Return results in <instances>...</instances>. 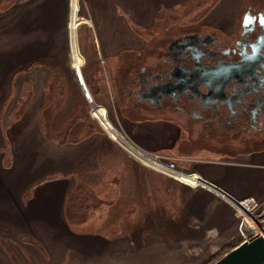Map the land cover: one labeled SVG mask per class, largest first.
<instances>
[{
  "label": "rangeland",
  "instance_id": "374dc122",
  "mask_svg": "<svg viewBox=\"0 0 264 264\" xmlns=\"http://www.w3.org/2000/svg\"><path fill=\"white\" fill-rule=\"evenodd\" d=\"M76 1L71 0V8L69 0L66 1V28L63 35L56 20L43 25V31L40 25L34 23H6L12 20L10 16L21 13L25 16L29 7L24 5L25 0H0V77L5 72L8 76L12 75L11 85L4 91L6 99L0 110V184L6 182L5 177L10 180L6 188L3 189L0 185V218L6 216L8 211L19 207L44 215L48 213L46 210L54 208L61 213L64 212L63 218L66 223L67 219L72 223L74 219L80 220L85 217L81 223L89 230L98 231L103 225L106 227V230L102 231L105 236L114 237L118 234L133 239L132 235H138L134 240L140 243L148 242L150 234L145 239L139 237L142 227L158 233L163 229L164 217L173 215L175 208L178 209L179 196L192 197L201 191L189 188L177 178L172 180L170 178L174 177L139 162L131 151L135 149L132 147L131 150L125 149L104 129L99 114L93 110V105L103 106L107 119L114 127H118L114 101L120 97L118 90L120 78L125 80L123 73L132 69V55L127 50L115 48L112 41L114 35L109 33L108 25L109 23L111 26L112 22L109 18L104 21L99 14L94 17L90 12L91 3L88 0H78L82 5V11L78 12L77 17ZM141 1L151 2L150 14L157 16L158 22L163 21L164 26L175 29L180 23L190 26L205 21L211 14L229 13L237 7L240 0ZM217 1L219 6L211 13ZM107 2L109 3V0ZM9 6L13 9H8ZM105 6L108 10L109 4L105 3ZM120 8L112 7L118 16L130 18L125 9ZM78 18L82 23L78 24ZM76 27L79 28L76 30ZM18 29L21 34L15 33ZM139 31L143 32L144 29L140 28ZM8 33H11V36ZM50 46L54 49L57 46V55L50 54L53 52L49 50ZM41 47L44 49L39 50ZM72 48L78 53L76 63L79 67L78 72L74 68ZM41 52L42 55L39 54ZM4 64L7 71L1 68ZM19 66L21 70L24 69L20 73L16 70ZM21 100L26 102L30 113L35 112L38 102L41 101V112L39 111L37 115L43 130H40L44 139L41 142L45 148L50 149L49 145L54 148L76 145L78 151L67 163L64 162L68 166L57 169L60 163L50 167L51 161L40 163V160H37V151H34L35 141L31 136L34 121L31 119L28 121V131L23 139L18 138L22 131H17L16 136L10 138L9 129L13 127L10 122L21 123V117L25 112V109L20 110ZM51 117H54L52 123ZM126 118L132 117L127 115ZM120 127L122 129L119 130L128 142L138 148L134 141L136 137L125 131L123 125ZM111 131L125 143L117 131L112 128ZM125 144L129 147L127 143ZM196 150H205L200 152L207 155L225 153L205 149L204 146H198V143L195 145L184 134L178 138L175 147H165L156 151L167 157L170 166L178 171L185 167L184 156H191ZM249 150L257 149H247ZM71 156L72 154L64 158ZM169 171L172 175L184 179L177 171L172 169ZM186 175L196 177L194 174ZM58 179H67V184L60 186L59 190L64 199L59 195L52 194L54 197L48 195L58 191L57 186L53 184ZM82 179L90 185V188L84 191ZM125 182L127 183L124 184ZM66 189L69 191L64 194ZM169 191L171 194L167 193ZM80 192L90 199L87 202L88 210L73 216L66 201L73 193ZM77 201L81 202L78 199L75 202ZM129 208L133 211L129 212ZM98 213L100 219L105 221L103 224L101 220L98 221ZM14 214L10 218L15 217ZM178 215L179 213H176V216ZM6 228L0 224V247L3 252L8 253L6 239L14 238L11 233L6 235L1 233ZM21 242L30 243L27 237H23ZM14 244L19 245V241ZM20 251L28 262H32V257L29 258L24 249L20 248Z\"/></svg>",
  "mask_w": 264,
  "mask_h": 264
},
{
  "label": "crops",
  "instance_id": "0c3cea01",
  "mask_svg": "<svg viewBox=\"0 0 264 264\" xmlns=\"http://www.w3.org/2000/svg\"><path fill=\"white\" fill-rule=\"evenodd\" d=\"M66 1L25 0L24 5L29 7L26 15L23 16V13H21L13 17L10 16L12 20L6 21V23H34L40 25L43 31V25L56 20V23L60 24V30L64 35L66 28ZM107 1L88 0L91 3V6H89L90 12L94 17L97 14L102 15L104 21L108 18L110 19L112 25L110 26L108 23L109 33L114 35L112 41L115 48L127 50L132 55L131 59H133L134 52L143 48L152 35L171 29L170 26H164L163 21L158 22L156 20L157 16L154 17L150 14L151 2L109 0L108 3ZM105 3L109 4L108 10L105 9ZM112 7L114 9L116 7H121V10L125 9L124 11L130 18L118 16L116 12H113ZM8 9L13 8L9 6ZM105 13L107 14L105 15ZM3 15L4 17L6 16L5 12ZM102 18L100 21H102ZM127 19L130 21H127ZM140 28H143L144 31H139ZM19 31L20 29L16 30L15 33L21 34ZM40 31L38 30V32ZM9 36H11V33ZM40 49L43 50L44 48L41 47ZM49 50L54 52H51V55H57L58 53L57 46L55 49L50 46ZM39 54L42 55L43 52ZM72 56L75 63L74 68L78 72L79 67L76 64L78 63V53L73 48ZM5 66V64L1 65V68L7 71ZM16 70L20 73L24 69L21 70L19 66ZM11 77L12 75L8 76L6 72L0 77V110L3 108L4 100L6 99L4 91L11 85ZM121 80L123 78H120V82ZM22 109H25V112L21 117V123L10 122L11 127L13 126L9 129L10 138L15 137L17 131H22L18 138L23 139L26 131H28V121L31 119L34 121L31 136L35 141L34 151H37V160H40V163L51 161L50 167L60 163L57 169L68 166L64 162L67 163L78 151V148L75 147L76 145L54 148L49 143L50 149L44 147L41 142L44 139L40 132V130H43L37 115L39 111L41 112V101L38 102L35 112L30 113L26 107V102L21 100L20 110ZM104 110L103 106H95L94 109L95 112L101 114L100 119H102L103 115V123H108L103 113ZM50 121L52 123L54 117H51ZM128 121L129 125H126L129 128L128 130L122 124L124 130L136 137L139 142L133 140L139 147L150 152L158 153L156 151L158 149L170 148L167 146L170 145V137H173V134L177 132L168 133L165 130L167 127L165 123L139 124L132 118ZM109 129L111 130V128ZM136 129L143 130L137 131ZM114 136L116 137V135ZM120 142L128 148L125 143ZM200 151L204 152L205 150H196L191 156H184L185 167L178 170L184 174L200 176L201 184H197V186L191 185L185 180H179V182H184L182 184L189 188L199 189L198 191H201V193H197L192 197L179 196L178 209L175 208L173 215L169 214V217H164L163 229L158 231V233L149 230L147 227H142V234L139 233V237L145 239L150 234L151 238L148 239V242L140 243L134 240L138 238V235H132L133 239L118 234L114 237L105 236L103 232L106 227L103 225L98 228V231H103L102 233L96 229L89 230L85 227V224L81 223L85 220V217L83 219L80 218V220L74 219L72 223L67 219L66 223L63 218L64 212L61 213L54 208L46 210L48 213L44 215L38 211L33 213L28 209L19 207L16 210L8 211L6 216L4 215L0 218V224L3 227H7L1 233L4 235L11 233L14 238L6 239L5 245L9 247L8 253L3 252L0 247V264H210L216 253L228 247L233 248L240 243L239 233L236 229L237 217L233 206L229 202V198L225 195L234 199L253 197L258 202L264 203V146L257 150L238 152L239 154L235 155H230V153L226 152L207 155ZM70 154H72L71 157L64 158ZM170 179L177 180L175 178ZM5 180V183L0 184L3 189L10 182L7 177H5ZM81 183L83 191L88 187L90 188V185L84 182L83 179ZM119 183L121 184L122 182L120 181ZM204 183L212 185L224 194H220L217 190L210 188ZM53 184L57 186L58 191L48 195H59L61 199L62 197L64 199L65 197L61 195L62 192L59 190L60 186L67 184V179H58ZM67 189L64 194L68 193L69 190ZM167 193L171 194L170 191ZM77 199L81 200V202H75ZM88 200H90L89 197L87 198L84 193L80 192L78 194L73 193L67 198L66 202H68L69 210L74 216L77 213L87 212ZM132 211L133 209L129 208V212ZM176 213H179V215L176 216ZM13 214L15 217L10 218ZM97 217L98 221H100L99 213ZM87 220H89V215H87ZM104 222V220H101L102 224ZM23 237H27L30 243L21 242ZM18 241L19 245L15 246L14 243ZM19 246L24 249V253L29 258L32 257V262H28L22 251H20Z\"/></svg>",
  "mask_w": 264,
  "mask_h": 264
},
{
  "label": "flooded vegetation",
  "instance_id": "af4514ba",
  "mask_svg": "<svg viewBox=\"0 0 264 264\" xmlns=\"http://www.w3.org/2000/svg\"><path fill=\"white\" fill-rule=\"evenodd\" d=\"M131 67L114 101L119 125L165 123L178 132L169 147L183 134L230 155L264 146V0L152 35Z\"/></svg>",
  "mask_w": 264,
  "mask_h": 264
},
{
  "label": "built area",
  "instance_id": "2783aa9c",
  "mask_svg": "<svg viewBox=\"0 0 264 264\" xmlns=\"http://www.w3.org/2000/svg\"><path fill=\"white\" fill-rule=\"evenodd\" d=\"M70 8H71V0H69ZM79 6V11H81V3L79 4L78 0L76 1V9H75V14L76 16L78 15L77 8ZM78 17V16H77ZM84 22V21H83ZM82 23V22H81ZM70 31V27H69ZM104 116L106 117V111L104 110ZM99 117L101 118V114L98 113ZM101 123L106 130V132L109 134V136L114 139L118 144L123 146L125 149H130L132 147L135 149V151L131 150L133 152L134 157L137 158L141 163L143 162L144 165L151 167L156 170L163 171V173H168L169 169H172L174 171H177L174 167L170 166V162L167 160L168 158L165 156H162L158 153L155 152H150L147 151L141 147L137 146L135 147L132 145L128 140L122 135L121 133V127L118 125V127H114L113 124L107 119L108 123H103V115L101 119ZM112 128L114 131H117L123 141L128 144V148H126L113 134L112 131L109 129ZM121 128V129H120ZM120 129V130H119ZM140 148V149H139ZM178 175H181L185 179L186 182H188L191 185H197L201 184V180L198 176H189L186 174H181L179 170L177 171ZM172 175V174H170ZM174 177H177L176 175H172ZM179 178V177H177ZM180 179V178H179ZM230 204L233 206L236 217H237V223H236V229L239 233L240 237V242L243 240H246L253 236L256 233L261 232V230L264 228V203L258 202L255 200L253 197H246L242 199H234V198H229Z\"/></svg>",
  "mask_w": 264,
  "mask_h": 264
},
{
  "label": "water",
  "instance_id": "95a60500",
  "mask_svg": "<svg viewBox=\"0 0 264 264\" xmlns=\"http://www.w3.org/2000/svg\"><path fill=\"white\" fill-rule=\"evenodd\" d=\"M78 10L79 6L76 12H78ZM77 29L78 28L76 27V30ZM94 109L95 106L93 105V110ZM165 174L169 177H174L168 173ZM177 179L181 180L179 178ZM204 184L214 190H217L220 194H224L222 191H219L212 185H209L208 183ZM225 196H227V198H231L228 195ZM211 264H264V228L261 230V232L256 233L250 238L238 243Z\"/></svg>",
  "mask_w": 264,
  "mask_h": 264
},
{
  "label": "trees",
  "instance_id": "16d2710c",
  "mask_svg": "<svg viewBox=\"0 0 264 264\" xmlns=\"http://www.w3.org/2000/svg\"><path fill=\"white\" fill-rule=\"evenodd\" d=\"M81 11H82V5H81ZM79 22H81V19H79L78 18V24H79ZM79 28V27H78ZM232 247H228L227 249H225V250H222V251H219L218 253H216L214 256H213V258H212V260H211V262H210V264L211 263H213L216 259H218L219 257H221L224 253H226L228 250H230Z\"/></svg>",
  "mask_w": 264,
  "mask_h": 264
},
{
  "label": "bare ground",
  "instance_id": "6f19581e",
  "mask_svg": "<svg viewBox=\"0 0 264 264\" xmlns=\"http://www.w3.org/2000/svg\"><path fill=\"white\" fill-rule=\"evenodd\" d=\"M169 173H171L169 170H168Z\"/></svg>",
  "mask_w": 264,
  "mask_h": 264
}]
</instances>
